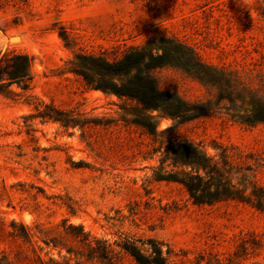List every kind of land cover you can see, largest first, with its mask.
<instances>
[{
  "label": "rangeland",
  "instance_id": "obj_1",
  "mask_svg": "<svg viewBox=\"0 0 264 264\" xmlns=\"http://www.w3.org/2000/svg\"><path fill=\"white\" fill-rule=\"evenodd\" d=\"M158 36L191 45L264 98V0H0V56L27 53L32 75L28 89L12 84L10 93L0 92V262L37 264L10 234L22 223L43 259L74 263V254L47 246L36 227L86 253L64 235L67 219L96 237L98 249L109 244L119 252L118 264H134L120 243L145 249L149 238L171 250L173 264H264V211L235 201L197 206L180 184L156 179L170 169L160 163L161 150L176 134L211 154L215 145L251 153L248 160L261 164L255 179L264 184V123L241 124L222 100L184 122L144 111L155 121L152 135L133 122L135 100L91 89L69 70L75 53L114 60ZM151 74L162 90L214 103L216 89L179 68ZM40 102L71 110L83 125L31 117Z\"/></svg>",
  "mask_w": 264,
  "mask_h": 264
},
{
  "label": "trees",
  "instance_id": "obj_2",
  "mask_svg": "<svg viewBox=\"0 0 264 264\" xmlns=\"http://www.w3.org/2000/svg\"><path fill=\"white\" fill-rule=\"evenodd\" d=\"M70 63L69 70L80 76L89 88L135 100L138 113L133 122L152 135L157 133L156 124L153 117L144 114V111L157 110L160 116L184 122L208 114L214 104L219 105L222 100H226L222 106L241 124L254 126L264 123V98L257 90L246 85L235 73L207 63L191 45L174 37L158 36L144 45L130 48L114 60L78 52ZM163 66L179 68L202 84L215 88L217 94L214 103L186 100L174 91L159 88L151 70ZM30 67L31 58L27 53L4 52L0 56V92L10 93L8 87L12 84L23 90L28 89L32 78ZM39 104L42 108L36 107V113L31 117L58 122L65 128L83 125L71 110L53 103ZM168 129L171 128L162 132ZM215 148L216 152L208 153L199 143L174 134L162 146L160 158V163L166 162L170 169L158 172L156 179L180 184L191 203L197 206L235 201L264 211V184L255 179V170L261 164L255 160L249 161L251 153H243L233 145H215ZM66 222L67 219H63L60 223L64 227V235L85 246L86 253L72 249L59 238L46 237L47 230L40 228L39 224L36 227L47 246L65 248L70 255L74 254V263H70L71 258L63 262L51 257L43 259L39 244L22 223L20 231H11L10 234L20 237L28 245V252H19L37 264H81L82 258L86 261L96 258L103 264H118L121 259L119 252H115L109 244H103L98 249L99 240L96 237L83 231L81 225H66ZM146 243L148 246L143 249L134 241L124 240L119 244L120 251L130 257L134 264H173L169 248L163 251L162 243L152 238L147 239ZM0 264L12 262L4 257Z\"/></svg>",
  "mask_w": 264,
  "mask_h": 264
},
{
  "label": "bare ground",
  "instance_id": "obj_3",
  "mask_svg": "<svg viewBox=\"0 0 264 264\" xmlns=\"http://www.w3.org/2000/svg\"><path fill=\"white\" fill-rule=\"evenodd\" d=\"M13 37V36H12ZM12 37H11V39H12ZM14 40H16L17 39V37L15 36L14 38H13ZM19 40V39H18Z\"/></svg>",
  "mask_w": 264,
  "mask_h": 264
}]
</instances>
